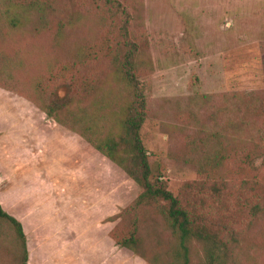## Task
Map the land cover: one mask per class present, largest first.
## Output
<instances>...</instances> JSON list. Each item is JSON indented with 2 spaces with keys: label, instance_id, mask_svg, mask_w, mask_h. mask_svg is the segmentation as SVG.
<instances>
[{
  "label": "rangeland",
  "instance_id": "1",
  "mask_svg": "<svg viewBox=\"0 0 264 264\" xmlns=\"http://www.w3.org/2000/svg\"><path fill=\"white\" fill-rule=\"evenodd\" d=\"M116 1L130 16L128 32L137 47L133 73L144 106L139 140L150 180L163 181L173 196L185 183L198 180V165L215 149L205 140L211 133L229 136L236 154L203 169L217 178L254 181L264 190V154L257 145L264 136V114L252 119V108L264 101V0ZM46 5L41 22L11 27L0 0L3 200L8 177L23 173L25 166L37 172L26 171L37 179L34 186L27 184L28 198L29 191L38 195L36 201L45 198L43 133L32 129L33 148L20 146L22 125L36 117L35 105L50 110L55 119L93 144L104 146L105 140H112L123 164L129 156V140L120 120L129 89L111 70L110 53L124 52L117 21L100 22L104 12L100 2L46 0ZM68 79L84 83L90 96L83 99L74 90L61 99L58 87ZM237 140L245 143L243 148ZM94 157L93 181L97 184L103 174L110 175L112 204L122 203L123 193L133 186L136 195L137 188L126 175L101 154L94 152ZM50 225L42 222L45 230ZM113 227L119 236L133 233L149 260H166L172 238L158 209L141 206L132 216L111 222ZM57 233L24 236L29 264H86L71 252L74 231ZM237 240L230 264H264V215L246 219ZM18 252L13 229L0 224V264H19ZM118 257L126 264H146L127 252ZM189 262L201 263L195 243L190 245Z\"/></svg>",
  "mask_w": 264,
  "mask_h": 264
},
{
  "label": "trees",
  "instance_id": "2",
  "mask_svg": "<svg viewBox=\"0 0 264 264\" xmlns=\"http://www.w3.org/2000/svg\"><path fill=\"white\" fill-rule=\"evenodd\" d=\"M1 1L6 8V18L11 27H20L35 20L41 22L45 7H47L46 0ZM89 1L101 3L104 12L99 16L100 22L106 23L111 19L117 21L120 46L124 49L123 53H110V56L114 77L129 89L128 101L122 105L120 111V120L130 147L129 156L125 159L126 165L123 164L124 159L118 155L112 140H105L104 146L93 144L72 128L55 119L50 110L34 104L35 107L56 124L76 133L96 152L116 165L135 184L137 192L133 200L106 221H121L124 217L135 214L141 206L154 207L162 215L172 238V246L165 261L159 257L149 260L139 249L138 239L133 233L119 236L113 227L108 232V237L115 246L128 250L146 264H190L189 249L190 245L195 243L201 251L200 264H230L232 254L239 246L237 236L245 226L246 219L259 214L264 215V190L254 181L217 178L209 170L203 169L212 163H219V160L227 159L229 154H236L229 136L211 133L205 135V140L211 141L215 149L210 155H204L203 162L198 165V180L185 183L176 196L167 190L163 181L150 180L149 165L139 140L144 106L137 79L133 73L137 47L130 40L128 32L130 16L116 0ZM105 14H109L110 17ZM66 74L71 76L72 73ZM68 80L62 81L58 87L61 99L74 90L83 99L90 96L84 83L75 84L72 79ZM252 111V119L259 120L264 114V101L259 102L255 108H252ZM252 111L249 110L251 113ZM261 142L257 145L260 152L264 154V136L261 137ZM237 143L240 148H243L245 144L241 140H237ZM0 224H7L13 229L15 238L19 242V264H26L27 251L20 223L0 207Z\"/></svg>",
  "mask_w": 264,
  "mask_h": 264
},
{
  "label": "crops",
  "instance_id": "3",
  "mask_svg": "<svg viewBox=\"0 0 264 264\" xmlns=\"http://www.w3.org/2000/svg\"><path fill=\"white\" fill-rule=\"evenodd\" d=\"M33 108L36 117L24 120L20 146L24 150L28 146L33 148L32 129L43 133L41 147L45 198L36 201L38 195L30 191L31 197L28 198L27 184L34 186L37 179L36 175L30 176L26 171L37 172L31 166H25L23 173L16 175L14 172L11 178L8 177L6 199L0 197L1 209L20 223L27 239L50 235L52 232L66 235L68 228H71L75 243L71 252L79 255L80 260L86 264H126L124 258L118 257L119 254L132 253L112 243L108 237L111 222L106 219L133 200L135 187L123 193L122 203L112 204L110 175L103 174L102 182L97 184L93 181L96 151L76 133L56 124L42 111ZM107 161L125 175L116 165ZM55 198L59 201L55 202ZM42 222H50V229L42 228ZM28 253L26 264H29Z\"/></svg>",
  "mask_w": 264,
  "mask_h": 264
}]
</instances>
